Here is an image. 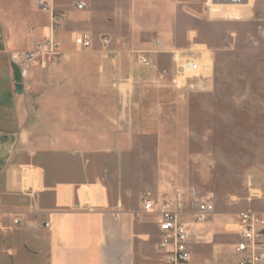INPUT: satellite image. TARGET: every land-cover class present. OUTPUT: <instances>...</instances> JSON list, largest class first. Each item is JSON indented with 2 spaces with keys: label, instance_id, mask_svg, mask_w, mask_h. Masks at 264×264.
Instances as JSON below:
<instances>
[{
  "label": "rangeland",
  "instance_id": "374dc122",
  "mask_svg": "<svg viewBox=\"0 0 264 264\" xmlns=\"http://www.w3.org/2000/svg\"><path fill=\"white\" fill-rule=\"evenodd\" d=\"M58 1L75 6L83 0ZM171 3L175 26L163 39L145 29L146 6L120 0L121 25L112 29L118 39L107 36L108 44L89 49L71 45L67 52L59 47L37 61L42 72L36 87L42 96H91L86 119L106 130L101 136L109 147L106 155L83 150L87 155L76 153L69 164L78 173L83 160L91 183L138 207L143 264H160L161 256L156 218L142 202L176 187L215 206L205 223L192 228L190 264H234L237 214H264V0L229 9L211 8L205 0ZM74 26L81 28V21ZM157 38L161 51L154 48ZM114 48L120 51L115 59ZM169 50L193 56L211 71L187 80L193 88L178 89ZM137 55L151 58V66L139 64Z\"/></svg>",
  "mask_w": 264,
  "mask_h": 264
},
{
  "label": "crops",
  "instance_id": "0c3cea01",
  "mask_svg": "<svg viewBox=\"0 0 264 264\" xmlns=\"http://www.w3.org/2000/svg\"><path fill=\"white\" fill-rule=\"evenodd\" d=\"M35 1L0 0V264H143L140 244L145 234L138 207L112 199L91 183L82 171L83 160L78 173L69 164L74 154L87 155L83 150L106 155L109 147L101 136L106 130L92 128L86 119L92 115L91 96H42L36 87L42 72L37 63L22 75L18 72L16 81L10 55L31 50L51 33L49 13ZM45 1L64 14L51 34L62 51L74 46L77 34H87L91 47L108 44L107 36L118 39L112 29L121 25L120 0H83L80 11L76 5ZM251 1L211 8H249ZM130 3L146 6L148 31L163 39L173 31L176 10L171 0ZM78 20L81 28L74 26ZM160 38L154 42L164 47ZM119 52L110 50L114 59ZM17 84L22 87L19 95ZM65 159L67 164L61 161ZM45 223L49 228H43Z\"/></svg>",
  "mask_w": 264,
  "mask_h": 264
},
{
  "label": "built area",
  "instance_id": "2783aa9c",
  "mask_svg": "<svg viewBox=\"0 0 264 264\" xmlns=\"http://www.w3.org/2000/svg\"><path fill=\"white\" fill-rule=\"evenodd\" d=\"M206 5L243 6L248 0H205ZM36 7L46 11L50 17V35L35 43L28 51L16 52L10 55L11 63L22 75L25 70L38 60L54 56L59 51V45L52 33L60 28L64 15L51 8L45 0H36ZM77 10H83L84 4H76ZM72 43L75 47L88 49L91 39L87 34H77ZM158 51L163 47L154 42ZM175 75L172 84L180 89L187 85V80L206 78L211 66L202 63L193 56L183 55L176 50H169ZM137 62L144 67L150 66V61L143 55H137ZM193 88L192 84L187 85ZM143 208L146 213L156 218L158 229L157 251L161 256L160 264H190L193 242L192 228L203 224L214 214L215 206L209 198H199L188 195L183 189L176 187L171 194L158 199H144ZM17 223V221H14ZM49 228V224H43ZM234 264H264V215L246 210L237 214L236 241L233 244Z\"/></svg>",
  "mask_w": 264,
  "mask_h": 264
},
{
  "label": "water",
  "instance_id": "95a60500",
  "mask_svg": "<svg viewBox=\"0 0 264 264\" xmlns=\"http://www.w3.org/2000/svg\"><path fill=\"white\" fill-rule=\"evenodd\" d=\"M14 74L16 75V81L18 82V69L16 67H13ZM15 91L19 95L22 93V87L20 84H17L15 86Z\"/></svg>",
  "mask_w": 264,
  "mask_h": 264
},
{
  "label": "bare ground",
  "instance_id": "6f19581e",
  "mask_svg": "<svg viewBox=\"0 0 264 264\" xmlns=\"http://www.w3.org/2000/svg\"><path fill=\"white\" fill-rule=\"evenodd\" d=\"M208 61V60H207Z\"/></svg>",
  "mask_w": 264,
  "mask_h": 264
}]
</instances>
